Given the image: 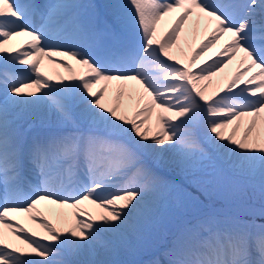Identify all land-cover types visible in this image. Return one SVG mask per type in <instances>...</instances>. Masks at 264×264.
<instances>
[{"label": "snow or ice", "instance_id": "6c2138e0", "mask_svg": "<svg viewBox=\"0 0 264 264\" xmlns=\"http://www.w3.org/2000/svg\"><path fill=\"white\" fill-rule=\"evenodd\" d=\"M201 28L186 52L181 34L187 44ZM45 60L69 75H47ZM0 90V264H144L116 257L149 242L167 196L191 216L164 249L168 264H264V203L238 196L245 183L264 201V0H0ZM42 106L71 130L30 135L24 118ZM168 167L224 206L171 184ZM42 204L72 209L71 219L61 211L53 225Z\"/></svg>", "mask_w": 264, "mask_h": 264}, {"label": "rangeland", "instance_id": "374dc122", "mask_svg": "<svg viewBox=\"0 0 264 264\" xmlns=\"http://www.w3.org/2000/svg\"><path fill=\"white\" fill-rule=\"evenodd\" d=\"M103 1L105 2L104 4L113 2V0H103ZM115 2L123 3L124 0H115ZM187 51H189L188 48L186 52ZM218 81H220L219 78L218 79L214 78L213 84L215 85L216 82ZM31 113L32 112L28 113L24 118V121L27 120L24 123L25 127L30 123H32L30 118L33 117L37 119L40 118L39 115L37 116L35 113L33 114ZM145 127H151L154 129L155 117H152L149 120L148 124L145 125ZM67 130H71L70 127H66L64 129V131ZM201 134H203V130H201ZM225 175L229 178V180L238 179L237 177H234L231 174V172H228L227 169L225 170ZM170 179L172 180L173 185H176L178 188L186 190L187 192L191 193L193 196H198L204 204H211L213 207L216 208L218 207L220 208L224 206V200L220 197H213L211 200L205 197L203 193H201L192 184L191 179H187V178L182 179L177 175L170 176ZM238 196L243 203L247 205H251L255 208L261 207V204L264 203V201H262L260 197L258 188H253L252 186L245 183L240 184ZM162 205L163 206L166 205V206L165 207L161 206L160 208H158L156 212V220L146 232V236L149 242L147 244L139 246L134 253H130L128 251H121L120 254L116 257L117 259L121 261L138 260L144 262V264H151V262L154 261H158L159 264H168L167 257L164 255V249L166 247L171 246V242L178 232L177 231L176 234H174L177 223L183 219L191 218V216L183 208L178 206L176 200L171 196L165 197L162 201ZM89 206H93V205H89ZM61 211L63 210H59V209L55 210L54 219L51 220L49 218V222H51L53 225L60 226V220L57 216V213ZM63 212L68 214V212L66 211ZM256 220L258 223H264V217H261L259 215L256 216Z\"/></svg>", "mask_w": 264, "mask_h": 264}, {"label": "bare ground", "instance_id": "6f19581e", "mask_svg": "<svg viewBox=\"0 0 264 264\" xmlns=\"http://www.w3.org/2000/svg\"><path fill=\"white\" fill-rule=\"evenodd\" d=\"M42 3H45L44 0H42ZM258 11V9H257ZM173 16L175 14H172ZM171 17H166L165 20L162 22L161 24V29H163L164 27H167L169 21H170ZM184 33L181 34V46L185 48V51L188 49H192V50H196L198 45L201 43V41L205 38V33L203 32V29L201 28V31L196 34L195 36H192V35H188V40L187 41V44H185V41H184ZM27 38L25 37H21L19 38L18 41H16V43L18 42H22V41H25ZM227 38H225L226 40ZM108 42V41H106ZM225 41H221L220 44H218L215 48H213L209 53L205 54L201 60L198 62L200 66H204V63L205 61L207 62H211V59L210 57H214V54L216 51L219 50L220 48V45H222ZM59 57V56H57ZM61 60H64L66 61V63L68 64L69 62H71L75 67H78L75 65V63L73 61H70V60H67V58L65 57H59ZM54 67V68H52ZM236 69V62L234 61L233 64L229 65L228 68H226L224 70L223 73H220L219 75L215 76V77H212V83H214V78L218 79L221 81L222 78L225 76V75H230L232 74ZM43 70L45 71H48L52 77H55L56 73H59L60 75L62 76H65L67 77L69 74L64 70V68L62 67H59L56 63H53V64H49L46 60L44 61V65H43ZM59 72H58V71ZM194 71H197L198 69H193ZM65 83H70V81H67L65 80ZM204 83H207V81H205ZM53 84H55V81L53 82ZM214 85V84H213ZM102 85H98L97 87H101ZM130 87L132 86L131 83L129 85ZM241 87H243V85H241ZM115 88V84H111L109 85V89H110V94L112 93L113 89ZM212 89L210 88L209 89V92H211ZM35 112L39 113V116L41 117L42 120H47V119H50V120H54L55 123L57 122L58 123V119L56 117V115L53 113V114H49L48 110L45 108V107H40L38 110H35ZM155 117V116H153ZM46 118V119H45ZM54 124V123H52ZM60 124V123H59ZM165 147H167V145H165ZM164 175V178L169 181L171 183V181L169 180V176L174 174V175H177L179 176L180 178L182 179H193V177L191 175H186L185 173H183L179 168H175V167H168V168H165L162 170V173ZM117 183H120V181H117ZM172 184V183H171ZM99 191V190H98ZM162 205V202L161 204L159 205L158 208H160ZM166 205H164L163 207H165ZM40 207V210L41 212L44 213V215L47 217V220L49 221V218L52 220L54 219V214H55V210H57L58 208H56L55 205H46V204H42L39 206ZM83 208H85L86 210L90 211V212H93L94 214L95 213H98L100 212V209L98 208H95L94 206H89L87 204L85 205H82ZM258 209V208H256ZM59 210H63V211H66L68 212V215H69V219H71V212L73 211L72 209H59ZM158 210V209H157ZM17 220H19V223L20 224H24L27 225L29 227L30 230H33V231H36V232H40L42 233L43 230L39 229L37 227L36 224H33L31 223L30 221L27 220V218L23 217V216H20V217H17L16 218ZM183 221H180L178 223V226L182 223ZM9 239L13 242V243H16V244H19V241L15 240L14 238L12 237H9ZM42 243H49L48 241H42Z\"/></svg>", "mask_w": 264, "mask_h": 264}]
</instances>
